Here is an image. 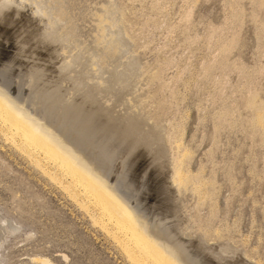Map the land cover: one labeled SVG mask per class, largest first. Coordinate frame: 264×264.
Instances as JSON below:
<instances>
[{
    "label": "rangeland",
    "instance_id": "obj_1",
    "mask_svg": "<svg viewBox=\"0 0 264 264\" xmlns=\"http://www.w3.org/2000/svg\"><path fill=\"white\" fill-rule=\"evenodd\" d=\"M4 2L0 83L90 156L185 264H264V131L245 101L256 86L264 102V79L254 75L264 66V0ZM227 38L236 68L214 63L208 72ZM0 128V264L141 263L81 188L68 193L69 178L40 153L36 166ZM172 162L196 177L184 192Z\"/></svg>",
    "mask_w": 264,
    "mask_h": 264
},
{
    "label": "bare ground",
    "instance_id": "obj_2",
    "mask_svg": "<svg viewBox=\"0 0 264 264\" xmlns=\"http://www.w3.org/2000/svg\"><path fill=\"white\" fill-rule=\"evenodd\" d=\"M1 2L7 1V0H0ZM16 2V0H15ZM5 3V2H4ZM109 4V3H108ZM114 6H116L114 4ZM59 10V9H57ZM38 13L40 12V9L37 10ZM108 11V10H106ZM61 12V11H60ZM59 12V14H60ZM63 12V11H62ZM111 12V11H110ZM102 13V12H101ZM103 14V13H102ZM105 16V14H103ZM110 16V15H109ZM106 17V16H105ZM108 17V16H107ZM111 17V16H110ZM113 17V16H112ZM120 17V16H119ZM118 17V21L121 20ZM122 18V17H120ZM99 22H103L104 20L100 17L98 18ZM106 19H109L106 18ZM112 19V18H111ZM109 19V20H111ZM117 19V18H116ZM235 19L237 21L240 20V16H236ZM115 20V18L113 19ZM153 20V19H152ZM59 16L56 18L55 22H59ZM116 21V20H115ZM151 21V20H150ZM149 21V22H150ZM118 22V24H119ZM123 22V20H122ZM113 23V21L111 22ZM117 23V22H116ZM121 23V22H120ZM151 23V22H150ZM124 24V23H123ZM152 24V23H151ZM238 24V23H237ZM121 26V24H119ZM262 26V25H261ZM122 27V26H121ZM124 27V26H123ZM120 28V27H119ZM261 28V29H260ZM260 32L262 35H264V25L260 27ZM123 29V28H122ZM125 30V29H124ZM122 32L121 30H119ZM217 31V29H216ZM215 31V33H216ZM124 32V31H123ZM219 32V31H218ZM124 34V33H123ZM123 38L126 37L125 34L123 35ZM114 35V34H113ZM111 35V36H113ZM129 37V36H127ZM126 37V38H127ZM210 37V35H209ZM212 37V36H211ZM232 37V35H231ZM264 37V36H263ZM131 38V37H130ZM128 39V38H127ZM112 41V39H111ZM110 41V42H111ZM130 41V40H128ZM211 41V40H210ZM223 42L220 44L219 48V55L218 60L215 59L212 60L211 63H207V71L210 69L214 63L218 65V67L223 70L229 65L236 68L237 63H228V55L232 53V50L235 48V43L233 39L228 40L224 42V40L221 39ZM116 42V41H114ZM208 43V42H207ZM221 43V42H220ZM112 44V43H111ZM219 44V40L218 43ZM264 44V43H263ZM113 45V44H112ZM111 47L113 48V46ZM262 45V44H261ZM116 52V49L114 50ZM235 51V50H234ZM111 52V51H110ZM260 52V51H259ZM255 53V52H254ZM261 54V53H260ZM249 55V54H248ZM231 56V54H230ZM229 56V57H230ZM247 57V56H246ZM231 58V57H230ZM228 60V61H227ZM264 60V59H263ZM231 61V60H230ZM229 61V62H230ZM145 62V61H144ZM238 62V61H237ZM239 63V62H238ZM147 64V63H146ZM158 64V63H157ZM242 64V63H241ZM240 64V66H241ZM155 65V64H154ZM215 65V64H214ZM215 65V67H216ZM139 66V65H138ZM238 66V65H237ZM239 66V68H240ZM243 66V65H242ZM150 67V66H149ZM158 67V66H156ZM204 67V68H205ZM155 68V67H154ZM238 68V67H237ZM152 69V68H150ZM243 68H241L242 70ZM149 70V69H148ZM232 70V69H231ZM238 70V69H237ZM256 70V73L254 75H257L256 77L260 76L264 79V66L258 67ZM155 71V70H154ZM206 71V70H205ZM210 71V70H209ZM208 71V72H209ZM158 73V71H157ZM156 73V75H157ZM245 73V72H244ZM139 74V73H138ZM143 74V73H142ZM148 74V73H147ZM149 75V74H148ZM159 75V74H158ZM152 76V75H151ZM150 76V77H151ZM158 77V76H156ZM249 77V76H248ZM247 77V78H248ZM252 76L250 75V78ZM147 78V77H146ZM159 78V77H158ZM246 78V79H247ZM145 79V78H144ZM149 79V78H148ZM155 76L151 77V80L154 81ZM160 79V78H159ZM141 80V79H140ZM150 80V79H149ZM148 80V81H149ZM156 80V79H155ZM162 80V79H161ZM249 80V78H248ZM247 80V81H248ZM252 80V79H250ZM262 80V79H261ZM145 81V80H143ZM163 81V80H162ZM246 81V80H245ZM151 82V81H150ZM155 82V81H154ZM157 82V81H156ZM159 82V80H158ZM255 82V81H254ZM264 82V81H261ZM145 83V82H144ZM160 83V82H159ZM158 83V84H159ZM167 83V82H166ZM164 83V84H166ZM252 84V82H250ZM249 83V84H250ZM258 83V81L256 82ZM255 83V84H256ZM102 84V83H101ZM153 84V83H152ZM157 84V83H156ZM163 84V82H162ZM247 84V83H246ZM245 84V87H246ZM247 84V85H249ZM254 84V85H255ZM260 84V83H259ZM263 84V83H262ZM142 85V84H141ZM146 85V84H145ZM150 85V84H149ZM154 85V84H153ZM167 85V84H166ZM6 86V85H5ZM3 84L0 83V125L5 129V132L9 138V140L16 143L19 150L21 149L22 152L24 151L26 155H28V158L30 157L32 162L35 163L36 166H39V158L36 159V156L34 157V154L39 153L43 156L46 161L50 162L51 165L53 164L54 170H57L60 172L61 176H65L69 178V184L65 185L66 190H68V193L70 192L73 195V189H82L83 194L85 197L89 198L92 203L98 207V209L102 210V213L107 217L108 220L113 219V223L119 228L120 231L124 230L126 234V241L124 243L125 247L130 244V247L127 246V252H130L132 254V250L134 249L133 254V260H136L137 262H141L140 264H185L181 258V251L176 248L175 246H172L165 241L162 240L160 234L155 230H150V227H148L147 222H145L143 219H140L139 215L135 212L134 209H132L125 201L124 199L119 195V191L117 192L114 185L109 184L108 179L102 175L101 172L97 169V167L91 162V160L88 157H86L82 152H80L77 148L74 147L72 143H70V140L66 139L58 130H56L48 121L44 120L41 116H38L32 112L31 109L28 110L23 104H21L12 94L9 92V89H7ZM97 87H100L99 85H96ZM159 86V85H158ZM162 86V85H161ZM165 86V85H164ZM258 86V84H257ZM260 86V85H259ZM263 86V85H262ZM151 87V86H150ZM248 87V86H247ZM147 88V87H146ZM145 88V89H146ZM256 88V86H255ZM253 88L252 86L248 87V97L245 96V101L248 107H250L253 111L255 110L256 113L255 117L251 120V125L259 127L262 131H264V102H261L263 100H260V102L257 100V96L259 94V91ZM144 89V90H145ZM161 89V88H160ZM159 89V91H160ZM146 91V90H145ZM101 91L97 89L96 93H100ZM141 92V91H140ZM157 92V91H156ZM104 93V92H103ZM146 93V92H145ZM143 93L144 95H146ZM160 93V92H159ZM142 95V93H141ZM157 93L155 94V96ZM159 95V94H158ZM154 96V95H153ZM154 96V97H155ZM140 97V96H139ZM147 97V96H146ZM129 99V98H128ZM147 99V98H146ZM149 99V98H148ZM154 99L159 100L160 98L157 96ZM162 99V98H161ZM165 99V98H164ZM166 100V99H165ZM158 103L160 104V102ZM169 101V100H167ZM27 102V101H26ZM157 102V101H156ZM24 103V102H23ZM134 103V102H133ZM142 103V102H140ZM159 104H157L159 106ZM170 105V104H169ZM147 106V105H146ZM161 106V104H160ZM133 107V106H132ZM139 107V106H138ZM144 107V106H143ZM157 107V106H156ZM249 108V109H250ZM156 109V108H155ZM161 109V108H160ZM31 110V111H30ZM35 111V110H34ZM134 111V109H133ZM133 111H130V114ZM154 111V110H153ZM148 112V111H147ZM153 114V112H152ZM226 114V113H225ZM151 115V114H150ZM149 115V119L152 118V116ZM128 117L132 116L129 114ZM254 116V115H253ZM154 117V116H153ZM156 121V120H155ZM159 122V121H158ZM155 122L153 125L155 129L157 130H163L165 131V126H162L161 123ZM168 122V121H167ZM137 123V122H136ZM151 123V122H150ZM141 125V124H140ZM139 125V126H140ZM164 125V124H163ZM138 126V125H137ZM179 128V127H178ZM177 129V128H176ZM1 130V128H0ZM174 130V129H172ZM180 130V128H179ZM168 131V130H167ZM170 131V130H169ZM168 131V132H169ZM175 131V130H174ZM181 131V130H180ZM179 131V132H180ZM150 132V131H149ZM166 132L164 134L166 138H168V144L173 145L171 142V133ZM172 132V131H171ZM178 132V131H177ZM181 133V132H180ZM4 134V133H3ZM142 134V133H141ZM163 134V133H162ZM174 134V133H173ZM6 136V135H4ZM164 136V137H165ZM163 137V138H164ZM174 138L175 134H174ZM181 139V138H180ZM8 140V139H7ZM165 140V138H164ZM9 141V142H11ZM166 141V140H165ZM178 143V142H177ZM14 145V144H13ZM176 145V144H175ZM15 146V145H14ZM167 146V145H166ZM168 147V146H167ZM176 147H179L177 145ZM169 149V148H167ZM87 154V153H86ZM89 154V153H88ZM189 154V153H188ZM25 155V156H26ZM90 155V154H89ZM172 155V154H170ZM170 155H168L170 157ZM186 157V154L184 155ZM189 156V155H188ZM38 157V156H37ZM172 157V156H171ZM42 158V157H41ZM93 158H95L93 156ZM177 158V157H176ZM187 158V157H186ZM185 159V158H184ZM171 160V159H170ZM173 160V157H172ZM171 160V161H172ZM43 161V160H41ZM45 161V160H44ZM94 161V160H92ZM174 162V161H173ZM171 163L173 167V172L171 175L172 182L174 185H178V188L180 191L184 192L186 191V187L190 185L188 182L190 181L192 183L195 181V178L192 176L194 174H190L187 172V175L183 173V170L181 169V166L183 163L177 164ZM182 162V161H181ZM42 163V162H41ZM175 164V165H174ZM43 166V165H42ZM41 166V167H42ZM47 166V162L46 165ZM43 166V167H44ZM45 168V167H44ZM52 168V167H51ZM52 168V169H53ZM46 169V168H45ZM51 169V170H52ZM48 170V169H47ZM46 170V171H47ZM50 170V171H51ZM43 171V170H42ZM49 171V170H48ZM47 171V172H48ZM187 171V170H186ZM53 172V171H52ZM185 172V170H184ZM46 173V172H45ZM55 173V172H54ZM49 174V173H48ZM51 177L53 179H56L55 175L50 173ZM48 175V176H49ZM58 175V174H57ZM105 175V174H104ZM59 176V175H58ZM60 177V176H59ZM64 177V178H65ZM197 180V179H196ZM60 181V180H59ZM66 181V180H65ZM64 181V182H65ZM68 181V180H67ZM199 181V180H198ZM197 181V182H198ZM196 183V181H195ZM193 183L189 187L190 190L197 194L200 190L197 185ZM200 183V181H199ZM60 184V183H59ZM198 184V183H197ZM64 185V184H63ZM200 185V184H199ZM201 186V185H200ZM202 189V188H200ZM78 192V191H77ZM202 192V191H201ZM200 192V194H201ZM205 192V191H204ZM181 193V192H180ZM79 194V193H78ZM70 195V194H69ZM199 195V194H198ZM204 195V194H203ZM202 195V196H203ZM77 196V194H76ZM200 196V198H202ZM79 197V196H77ZM83 197V196H82ZM84 197V198H85ZM74 198V197H73ZM76 199V197H75ZM79 199V198H78ZM77 199V200H78ZM81 200V199H80ZM85 200V199H84ZM83 200V201H84ZM183 200V199H182ZM135 203V202H134ZM197 203V202H196ZM199 204V203H198ZM203 205V204H202ZM137 207V206H136ZM145 210V209H144ZM143 215V214H142ZM121 225V227L119 226ZM157 229V228H156ZM124 233V232H123ZM187 234V233H186ZM124 235V234H123ZM184 235V234H183ZM228 246V245H227ZM243 256V255H242ZM244 257V256H243ZM36 260V259H35ZM41 260V259H40ZM150 260L149 262H147ZM152 260V262H151ZM244 262L248 264H252L249 262V260H245ZM41 264H51L50 262L43 260L41 261Z\"/></svg>",
    "mask_w": 264,
    "mask_h": 264
}]
</instances>
